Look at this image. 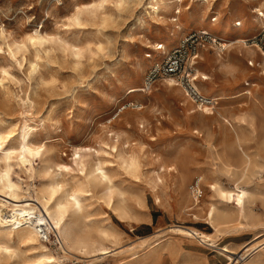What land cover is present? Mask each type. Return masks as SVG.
Listing matches in <instances>:
<instances>
[{
  "label": "rangeland",
  "instance_id": "rangeland-1",
  "mask_svg": "<svg viewBox=\"0 0 264 264\" xmlns=\"http://www.w3.org/2000/svg\"><path fill=\"white\" fill-rule=\"evenodd\" d=\"M172 1L0 0L4 38L25 45L11 54L6 39L0 36V134L6 136L2 147L17 148L21 132L31 126L29 141L43 145L41 159L73 168L64 179L81 178L72 161L75 150L89 164L102 162L114 191L120 194L117 198L123 199L132 217L120 220L108 208L104 186L93 185L90 195L84 196L77 227L90 229L93 236L99 229L107 231L111 242L104 245L112 251L94 256L67 253L61 234L50 231L47 240L40 241H46L50 255L60 264L130 263L133 256L141 255L144 244L154 242L158 244L131 264H226L216 248L234 247L232 243L236 248L255 236L252 230L235 235L225 234L223 228L215 232L204 220L206 205L201 202L212 199L206 186L214 179L224 188L235 182L244 184L264 198V76L259 75L262 67L258 62L264 58L248 43H236L261 28L243 24L264 12V0H182L179 15L174 13L177 7ZM156 2L160 5L157 14L151 9ZM77 12L78 22L73 18ZM237 22L242 25L238 27ZM200 29L211 33L217 42L202 48L193 66L194 76L198 70L211 79L194 82L202 95L222 91L228 97L233 95L216 104V111L228 118L231 127L224 126L216 113L212 117L191 113V97L183 95L187 90L182 85L180 92L159 79L150 88L144 87L146 72L164 57L161 43L172 37L169 44L174 47ZM36 31L47 41L32 46L26 38ZM217 43L230 44L221 48ZM216 53L232 64L229 79L224 67L214 63ZM246 80L255 86H243ZM134 87L144 92L129 93ZM249 89L250 95L243 93ZM237 138L253 156L255 173L250 179L235 181L233 173L219 166L214 152L240 169ZM129 155L139 162L135 173L123 163L122 158ZM41 159L33 158L30 170L14 166L12 178L20 186L21 197L28 191L35 201L33 189L46 180L39 172ZM196 181L203 191L199 211L190 209L195 204L190 187ZM0 198L6 196L0 194ZM250 208L255 215L250 220L257 222L264 206L258 200ZM175 226L212 234L216 248L176 235L169 230ZM2 233L0 243L7 244L13 254L0 252V264H21L36 254L37 250L5 239ZM54 237L63 245L62 251Z\"/></svg>",
  "mask_w": 264,
  "mask_h": 264
},
{
  "label": "bare ground",
  "instance_id": "bare-ground-1",
  "mask_svg": "<svg viewBox=\"0 0 264 264\" xmlns=\"http://www.w3.org/2000/svg\"><path fill=\"white\" fill-rule=\"evenodd\" d=\"M203 1L207 2L208 0ZM173 3L177 7L174 13L176 15H179L182 9V0H174L172 1V4ZM159 7V2H156L155 5H151L152 12L157 14ZM257 10L258 8L256 9V11ZM78 14H80V12H77V14H75V17H73L77 22L80 19ZM173 20L176 22L177 18H173L172 21ZM237 23L238 27L242 25L241 22ZM257 24L260 27H264V12L259 11L258 17H254L250 23H244L243 26L245 27L247 25ZM205 25L209 24L205 23ZM209 26L214 27L213 24H210ZM176 29L179 32L181 31L179 25L176 26ZM4 34L5 33L1 28L0 36L3 37V39H6L4 38ZM171 40L172 37L161 43L160 47L162 50L160 52L162 54L166 53L170 48H173L172 44H169V41ZM26 41L30 43V45L34 46L35 44L44 43L45 41H47V38L36 31L34 32V34L28 35ZM244 42V40L239 38L238 40H236V43H241V45H244ZM6 46L11 54H14L17 51H21L23 47L25 48L23 42L18 43L15 42V40L8 42L7 39ZM222 46H225V44H223ZM246 48L247 47H244V50L246 53H248V55L253 53L251 50ZM242 50H240V52ZM77 54L78 51L76 52V55ZM240 55L241 54H238V56ZM251 55L253 56V54ZM213 57L214 63H216L218 67H224V70H226L227 79H229V76L233 75L232 72L234 71L232 64L230 62H227L228 60L226 61L221 56V54L216 53ZM258 62L259 66L262 67V72H260L259 75L264 76V61ZM34 66L36 65L34 64L32 68H34ZM236 66L237 65H235V69ZM198 78H200L201 81H207L211 79L210 75L204 74L197 70L195 76L191 79V81L199 80ZM163 80L164 81H162V83L164 82V85L181 92V85H179L174 79L166 78ZM242 83L243 86H255L254 83L250 84L249 82H247V80L243 81ZM191 87L194 91L198 92L202 96L201 101L203 102H196L191 97V99L189 100L190 104H193H191V113L199 112L200 115L204 117L216 113L217 116L220 117V121L224 126H232L228 118L216 111V104L219 100L228 99L233 95L228 97L229 95L224 91L220 92L219 94H209L204 92V94L206 95H202L195 82H192ZM250 91V89L245 90L243 91V93L250 95ZM134 92H144V90L139 87L129 89V93ZM183 95H188V93H183ZM207 99L210 100V102L212 101L213 106H208L205 104ZM222 124L220 126H222ZM30 127H25V129H23V131L21 132L20 138L18 139L17 148L2 147L6 136L0 134V194L6 196L5 199L0 198V231L3 232V238L13 240L15 239L16 243H24L27 244L31 250H37L36 254L33 255V258L29 257L28 260H24L21 264H60V261L57 258L50 255L51 252L49 253L48 249L43 243L46 241H40L39 230L41 228H43L47 232L53 231L55 233H60L63 239V245L67 249V253L73 252L88 256L105 255L110 253L112 249H110L109 246L104 245V242L110 241L107 231L99 229L96 231V236H93L90 229L84 228L83 230L77 227V221L79 219H82L81 215L84 209V196L90 195V188L95 184H101L104 186L108 208L111 209L120 220H130L131 216L129 215L123 203V199H121V197L119 199L117 198V196H119L120 194H116V192L114 191L111 176L105 170L103 163L99 161L95 164H89L84 160V155L81 154L78 150H75L72 161L76 166V170L80 172L81 178L71 176L68 180L64 179L63 176L70 175L73 168L60 163L52 164L45 158L41 159L43 145H35L29 141ZM227 138L230 139V137ZM241 144L243 145V143L240 142V140L237 138L236 147L239 150L240 169L237 167H232L233 164H229L223 156H221L217 152H214V158L218 161L219 166L224 172H230L231 174L233 173L236 176L235 181L241 179H250L253 173H255V171H253V156L249 154L241 146ZM113 148L115 147L113 146ZM33 158H39L43 162L39 172L41 173L40 175L42 177L46 178V180H44L41 185L36 186L33 189L35 201L32 200L33 196H31L28 191H26L25 195L21 197L18 192L20 190V186L17 182L13 181L12 178V173L15 165H18L25 170H30L32 168L31 161ZM122 159L126 168L135 173V170L139 165L136 157L129 155L128 157ZM162 163L164 164V162ZM27 165L28 167H26ZM166 170L170 171L171 167L167 168ZM33 173L34 169L30 173V176H32ZM206 187L208 188V192L210 193V197L212 199L210 201L201 202L202 205H206L204 220H206V222L214 229L215 232L219 228H223L222 231L227 235H235L239 232L248 230L255 231V236L252 238V240L238 244L236 248L230 245H224L222 247L216 248V243L212 234L203 233L193 228L176 226L170 228L169 230L176 235H180L186 238H194L209 247L216 248L214 251H216L219 256H222L226 260H229L226 264H231L234 258L238 259V257L245 256L246 257L243 259V261L240 262V264H264V212L259 215V220L257 222H253L250 220L251 218H255V215L252 213V209L250 208V204H253L259 200L260 204L264 206V198H258L259 196H257V191L247 190L246 188H244V184H239L237 182H235L234 185L230 188H224L216 179H214L209 182ZM158 200L159 199H157V201ZM23 201H31L30 203L33 204L26 202L22 203ZM199 203V201H195V204H192L190 209H193L195 211L202 210ZM192 215L195 218L197 216L195 213H192ZM157 244L158 243L156 242H154L152 245H150L149 243L144 244L142 248L143 252L141 253V255L133 256L131 262L135 261L140 256H145L151 250V248H153ZM63 245L61 247H63ZM3 251L7 252V255L9 256L13 254V251L10 250L7 244H5L4 242L0 243V252ZM131 262H119V264H131Z\"/></svg>",
  "mask_w": 264,
  "mask_h": 264
},
{
  "label": "built area",
  "instance_id": "built-area-1",
  "mask_svg": "<svg viewBox=\"0 0 264 264\" xmlns=\"http://www.w3.org/2000/svg\"><path fill=\"white\" fill-rule=\"evenodd\" d=\"M216 40L217 39L205 29L193 31L184 36L177 45L164 54L160 62H155L150 66L144 79L145 89L150 88L151 85L159 79L171 78L182 85L193 100L201 103L202 96L191 87L192 82H194L191 81L194 77L193 66L199 57V51L207 44H216ZM244 41L250 46L255 47L262 58H264V27L258 29L256 33ZM217 44H219L221 48L223 47V43ZM205 104L213 106L212 101L210 102L208 99ZM190 192L194 201H199L202 198L203 191L198 181L191 185ZM39 236L41 239L47 240L48 232L41 228L39 230ZM54 240L55 244L61 249L58 237H54ZM245 257H238V259L234 258L231 264H240ZM228 261L229 260H227V262Z\"/></svg>",
  "mask_w": 264,
  "mask_h": 264
},
{
  "label": "crops",
  "instance_id": "crops-1",
  "mask_svg": "<svg viewBox=\"0 0 264 264\" xmlns=\"http://www.w3.org/2000/svg\"><path fill=\"white\" fill-rule=\"evenodd\" d=\"M233 245H234V247H235V243H232Z\"/></svg>",
  "mask_w": 264,
  "mask_h": 264
}]
</instances>
